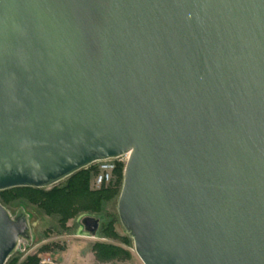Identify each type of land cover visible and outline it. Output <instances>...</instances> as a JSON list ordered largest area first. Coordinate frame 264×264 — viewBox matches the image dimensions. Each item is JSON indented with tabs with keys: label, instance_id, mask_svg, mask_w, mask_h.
<instances>
[{
	"label": "water",
	"instance_id": "water-1",
	"mask_svg": "<svg viewBox=\"0 0 264 264\" xmlns=\"http://www.w3.org/2000/svg\"><path fill=\"white\" fill-rule=\"evenodd\" d=\"M123 153L143 264H264V0H0V191Z\"/></svg>",
	"mask_w": 264,
	"mask_h": 264
},
{
	"label": "rangeland",
	"instance_id": "rangeland-1",
	"mask_svg": "<svg viewBox=\"0 0 264 264\" xmlns=\"http://www.w3.org/2000/svg\"><path fill=\"white\" fill-rule=\"evenodd\" d=\"M115 176L116 172L113 180L116 178ZM92 178L90 179V187L95 189L97 187L93 184ZM63 182H58L56 185H62ZM119 193L112 200L104 203L102 211L96 215L101 220L100 228L110 220H115L113 227L116 233L120 237H128L127 243L103 237L100 234V228L95 236H91L85 232L80 225V219L83 215H89L88 213L77 214L66 222L65 228H62L58 223L57 216L46 215L38 207L28 204L23 200H17L6 205L5 208L11 216H14L21 207L24 209L30 232V243L22 241V247L18 248L10 259L16 258V264H20L28 256L36 254L39 264H42L41 261H44V264H143L134 251L132 239L120 223L117 214V198ZM97 242L118 245L126 249L130 257L124 260L100 262L96 260L92 251L93 244Z\"/></svg>",
	"mask_w": 264,
	"mask_h": 264
},
{
	"label": "trees",
	"instance_id": "trees-1",
	"mask_svg": "<svg viewBox=\"0 0 264 264\" xmlns=\"http://www.w3.org/2000/svg\"><path fill=\"white\" fill-rule=\"evenodd\" d=\"M94 170L93 166L88 165L61 180L64 181L62 185L53 184L48 189L22 186L2 190L0 191V203L5 207L17 200H23L38 207L46 215L57 216L58 223L62 228H65L69 219L79 213H88L90 216H95L100 220V217L96 214L102 211L104 203L109 202L119 193L123 173L122 168L119 167L114 180L112 179L109 183L94 189L90 187V179L93 177ZM114 222L115 220H110L101 228L99 222L98 230L100 228V234L103 237L127 243L128 237H120L116 233L113 227ZM92 251L96 260L100 262L124 260L130 257L126 249L110 243L97 242L93 244ZM10 257L5 264H16L17 259H10ZM20 264H39V259L36 254H33Z\"/></svg>",
	"mask_w": 264,
	"mask_h": 264
},
{
	"label": "built area",
	"instance_id": "built-area-1",
	"mask_svg": "<svg viewBox=\"0 0 264 264\" xmlns=\"http://www.w3.org/2000/svg\"><path fill=\"white\" fill-rule=\"evenodd\" d=\"M128 157L129 153H123L115 157L105 158L91 163L90 165L95 169L92 178L93 184L98 188L109 183L119 167L122 168L123 172ZM41 263L44 264L45 262L41 261Z\"/></svg>",
	"mask_w": 264,
	"mask_h": 264
}]
</instances>
